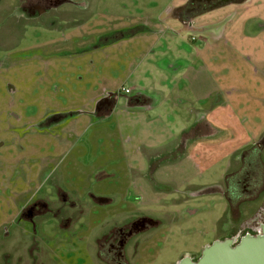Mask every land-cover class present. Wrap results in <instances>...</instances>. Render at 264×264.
Segmentation results:
<instances>
[{
  "label": "rangeland",
  "instance_id": "rangeland-1",
  "mask_svg": "<svg viewBox=\"0 0 264 264\" xmlns=\"http://www.w3.org/2000/svg\"><path fill=\"white\" fill-rule=\"evenodd\" d=\"M15 1L0 0V264H175L234 232L255 205L244 196L233 199L225 185L251 152L264 169V144L250 151L264 138L253 142L250 136L261 125L229 124L224 109L221 125H209L207 137L178 136L182 127L185 133L191 128L180 104L183 123L167 127L181 133L152 137L162 142L147 154L142 117L128 121L120 107L125 95L118 90L130 84L131 62L125 44L109 47L106 40L133 17H157L172 0H75L68 19L16 18ZM171 45L173 52L181 47ZM245 50L264 56L260 42ZM225 58L224 68L239 67ZM256 67L264 69V62ZM259 91L245 90L237 101L249 100L250 120L259 105L255 113L263 123ZM113 92L120 106L111 115H68ZM53 113L60 120L47 125ZM229 129L235 135L228 136ZM61 136H68L65 143ZM180 138L185 143L172 148ZM139 217L148 226L136 231L121 255L111 252L108 240Z\"/></svg>",
  "mask_w": 264,
  "mask_h": 264
},
{
  "label": "crops",
  "instance_id": "crops-1",
  "mask_svg": "<svg viewBox=\"0 0 264 264\" xmlns=\"http://www.w3.org/2000/svg\"><path fill=\"white\" fill-rule=\"evenodd\" d=\"M183 1L172 0L165 11L152 19L133 17L129 24L122 26V31L106 40L109 47L125 44L126 59L131 62L126 66L127 71L131 70L130 84L122 85L130 92L118 90L125 95L124 105H118L117 93L113 92L96 98L89 108L76 109L68 115L82 111L92 119L93 115H111L115 106H120L128 121L132 116L138 120L142 117L146 125L143 130L146 142L142 144V151L147 154L162 142L152 141V137L168 136L169 140L181 133L167 127L168 124L183 123L176 111L180 104H185L190 113L191 128L185 133L182 127L178 136L207 137L213 132L209 125H221L218 117L224 109L229 110L226 118L229 124L245 125L249 121V125H261L259 133L250 132L253 142L255 136L263 134L264 122L260 123V117L256 115L260 114L259 105L252 112L256 119L250 120L249 100L243 103L237 98L245 90L247 93L260 90V106L264 108V69L256 67L258 62H264V56L257 59V50L254 53L245 50L254 43L260 42L264 46V0L254 6L251 5L253 0H225L186 19L174 10ZM188 34H193L192 42L186 40ZM171 44L181 46L178 52L172 51ZM227 55L232 59H226ZM224 58L229 62L238 60L239 63L235 64L239 67L224 68ZM116 67L112 64L111 70ZM210 78L215 81L212 88ZM215 94L217 97L213 99ZM163 108L167 109L166 121L162 120ZM48 117L47 125L57 123L61 114L53 113ZM234 131L229 129L227 135H235ZM67 138L61 136L60 141L65 143ZM179 140L180 143H175L172 148L185 143L184 138Z\"/></svg>",
  "mask_w": 264,
  "mask_h": 264
},
{
  "label": "flooded vegetation",
  "instance_id": "flooded-vegetation-1",
  "mask_svg": "<svg viewBox=\"0 0 264 264\" xmlns=\"http://www.w3.org/2000/svg\"><path fill=\"white\" fill-rule=\"evenodd\" d=\"M69 1L70 0H16L12 4L13 10L11 14L16 18H18V16L29 18L45 14L48 17H66V19H68L69 16L66 14L74 11V8L76 9L77 6V1L75 0H73L72 5H67L66 3ZM224 1L225 0H184L180 5L174 8V10L178 12L179 15H182L183 19H186L193 14H198L208 7L220 4ZM62 3L64 7L61 6ZM78 5H80V2ZM59 6L61 7L59 8ZM69 23L72 24V22ZM263 144L264 138L260 137L253 144L251 150H249H260ZM253 153L254 152H251V155H247L249 158L246 160L245 166L242 164L243 169L241 172H238V176L229 185L225 186L226 190L233 195V199H242L244 196V198L249 200V204L253 203L255 206L247 211L248 216L244 218L239 225L235 226V231L225 236L237 235L239 237L247 232L257 234L261 232L262 226L264 225V169L259 171L260 164H257L259 155H252ZM233 212H230V214L234 215L235 212ZM147 226L146 219L139 217L132 220L125 229L118 228V234L112 235V238L108 240V246L111 247V252L121 255L123 253V247L130 242L136 231L145 229ZM225 236H221L220 238ZM198 254L187 255L195 259Z\"/></svg>",
  "mask_w": 264,
  "mask_h": 264
},
{
  "label": "water",
  "instance_id": "water-1",
  "mask_svg": "<svg viewBox=\"0 0 264 264\" xmlns=\"http://www.w3.org/2000/svg\"><path fill=\"white\" fill-rule=\"evenodd\" d=\"M175 264H264V225L257 234L215 238L195 259L185 254Z\"/></svg>",
  "mask_w": 264,
  "mask_h": 264
},
{
  "label": "built area",
  "instance_id": "built-area-1",
  "mask_svg": "<svg viewBox=\"0 0 264 264\" xmlns=\"http://www.w3.org/2000/svg\"><path fill=\"white\" fill-rule=\"evenodd\" d=\"M120 90H121L122 92H125V93L130 92V89L127 88V87H124V86H122V87L120 88Z\"/></svg>",
  "mask_w": 264,
  "mask_h": 264
}]
</instances>
